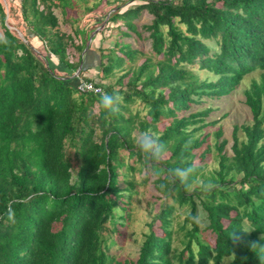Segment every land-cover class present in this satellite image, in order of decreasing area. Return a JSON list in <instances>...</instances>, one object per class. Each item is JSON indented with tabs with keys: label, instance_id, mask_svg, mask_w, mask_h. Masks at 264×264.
<instances>
[{
	"label": "trees",
	"instance_id": "1",
	"mask_svg": "<svg viewBox=\"0 0 264 264\" xmlns=\"http://www.w3.org/2000/svg\"><path fill=\"white\" fill-rule=\"evenodd\" d=\"M0 36V264H261L250 244L264 246V0H0ZM256 71L250 121L228 141L218 112ZM88 81L120 96L118 110L78 93ZM148 129L168 151L146 174L133 133ZM177 166L195 168L192 190L169 178ZM141 194L147 232L117 259Z\"/></svg>",
	"mask_w": 264,
	"mask_h": 264
},
{
	"label": "rangeland",
	"instance_id": "2",
	"mask_svg": "<svg viewBox=\"0 0 264 264\" xmlns=\"http://www.w3.org/2000/svg\"><path fill=\"white\" fill-rule=\"evenodd\" d=\"M109 1H111V3H114L115 0H109ZM135 3H138V2H132V4H135ZM124 9L125 7L122 8V10ZM113 11H116V8H113L110 11V13ZM85 19L88 20L87 17ZM95 20L98 22L104 20L102 25H104V23L106 22V18L104 19L95 18ZM91 21L92 19L89 21L88 25H90ZM141 21H143V19ZM84 22L79 23V26L84 25L83 24ZM94 31L89 35L88 41H89L90 36L94 33ZM101 37H102L101 35L97 34L96 38L91 43L90 47L91 48L98 47L101 43V39H102ZM104 37L107 38V33H105ZM34 44L35 46H37V48L40 46L39 43L36 41H34ZM105 44L108 45V43H105ZM49 57L51 59L50 60L51 65L54 67H58L59 65H58L57 60H55L52 56H49ZM87 58L90 62V64L88 63L87 66H90L91 63L93 62L92 60L94 58V55L91 54ZM55 72L57 74H62V73H59V71L57 70H55ZM201 75L204 77V74H201ZM259 75H260V72L256 71L246 76L241 82V84L239 85V87L228 98L227 103H224L223 107H221L220 111L218 112V117H221L220 123L218 124V126H221L222 131L224 133V137L228 139V141H231V134H232V129L234 125H240V124L247 123L250 121L249 111L242 103L243 96H244L243 93L249 87L252 80L259 81V78H260ZM85 76H86V73L85 74L82 73L80 78L83 79ZM97 82L99 83V81ZM224 115L225 117L223 118ZM209 142L210 144L214 142L212 136L210 137ZM228 147L229 146H227V148ZM216 166H217V160L215 158V153H212L206 160L205 169L206 171H212L215 168H217ZM149 201H150V197L148 194L147 195L141 194L139 197H136L134 200H132L131 220L128 221L125 227H122V228L120 227L121 236L118 237L117 246L111 250V253L115 255L117 259L121 260L124 258H134L136 256L138 247L142 241V236L144 233L147 232L146 223L148 222V217L146 214V209H147V204ZM199 223H200L201 228H204V226L206 225V223H204L203 221H200ZM207 237H208L207 234H202L203 240H206ZM180 240H181V235H174L172 247L175 249H179L181 245ZM173 264H176V263L173 262Z\"/></svg>",
	"mask_w": 264,
	"mask_h": 264
},
{
	"label": "clouds",
	"instance_id": "3",
	"mask_svg": "<svg viewBox=\"0 0 264 264\" xmlns=\"http://www.w3.org/2000/svg\"><path fill=\"white\" fill-rule=\"evenodd\" d=\"M4 38L0 36V42H3ZM93 91L95 94L99 96L98 106L102 110L106 112H115L118 110V104L121 100V97L116 94H110L104 90L103 87H93ZM134 136V144L140 153L143 154L144 160L147 162V167L145 169L146 174L150 172V165L159 163L160 160L164 159L167 155V146L164 143H161L160 134L152 129H148L139 133H133ZM190 143V141H189ZM187 146V145H186ZM167 173L169 178L173 180H179L181 184L184 186L185 190L190 191L193 189L197 181L195 179L190 180L195 174V168L193 166L188 167H174L167 169ZM165 185H162L163 189ZM204 188H211L213 185L207 184L202 185ZM13 218V214L9 213V219ZM195 219V218H194ZM254 231V230H253ZM243 232H251V231H243ZM261 240H264V236H261ZM233 243L238 242L239 237L232 235ZM250 248L252 251L259 250L260 252H264V246H260L258 242L253 241L250 244ZM261 264H264V256H258ZM229 258L233 261L236 259V253L234 250H231L229 254ZM223 264V261H222Z\"/></svg>",
	"mask_w": 264,
	"mask_h": 264
},
{
	"label": "built area",
	"instance_id": "4",
	"mask_svg": "<svg viewBox=\"0 0 264 264\" xmlns=\"http://www.w3.org/2000/svg\"><path fill=\"white\" fill-rule=\"evenodd\" d=\"M93 87H98L96 86L93 82H79L76 85V90L78 93L80 94H86V93H91V94H95L93 91Z\"/></svg>",
	"mask_w": 264,
	"mask_h": 264
},
{
	"label": "water",
	"instance_id": "5",
	"mask_svg": "<svg viewBox=\"0 0 264 264\" xmlns=\"http://www.w3.org/2000/svg\"><path fill=\"white\" fill-rule=\"evenodd\" d=\"M101 27H102V26H101ZM101 27L97 28V29L94 31V33L90 36L89 41H88V44H89V42L92 40L93 35H95V34L101 29ZM88 44H87V46H86V50L88 49ZM86 50L83 52V55H84V53L86 52ZM82 68H83V60L80 62V65H79V67H78V70L76 71L75 74H73L72 78H77L78 75L80 74Z\"/></svg>",
	"mask_w": 264,
	"mask_h": 264
},
{
	"label": "crops",
	"instance_id": "6",
	"mask_svg": "<svg viewBox=\"0 0 264 264\" xmlns=\"http://www.w3.org/2000/svg\"><path fill=\"white\" fill-rule=\"evenodd\" d=\"M92 61H93V62L91 63V65H94V60H92ZM85 63H86V64H88V63L90 64L88 58H86ZM91 65H90V66H91Z\"/></svg>",
	"mask_w": 264,
	"mask_h": 264
}]
</instances>
